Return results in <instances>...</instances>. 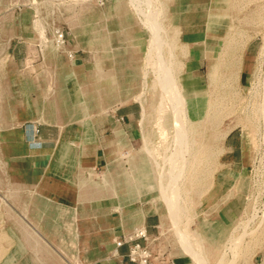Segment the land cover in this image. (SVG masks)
I'll list each match as a JSON object with an SVG mask.
<instances>
[{
  "label": "crops",
  "instance_id": "crops-1",
  "mask_svg": "<svg viewBox=\"0 0 264 264\" xmlns=\"http://www.w3.org/2000/svg\"><path fill=\"white\" fill-rule=\"evenodd\" d=\"M148 3L0 0V264H130L127 245L115 242L137 228L145 245L157 239L159 264H228L229 251H166L159 241L182 224L165 226L150 206L136 210L132 196L128 202L133 174L122 160L133 159L145 108L137 91L162 89L164 72L176 89H198V79L210 89L209 56L230 44L237 49L216 59L221 89L248 87L263 44L264 6ZM54 28L67 30L62 49L52 44ZM141 128L142 142L144 122ZM235 131L222 139L219 174L241 186L264 162V137ZM118 186L126 187L125 203ZM136 211L139 223L129 218Z\"/></svg>",
  "mask_w": 264,
  "mask_h": 264
},
{
  "label": "rangeland",
  "instance_id": "rangeland-1",
  "mask_svg": "<svg viewBox=\"0 0 264 264\" xmlns=\"http://www.w3.org/2000/svg\"><path fill=\"white\" fill-rule=\"evenodd\" d=\"M262 3L264 6V0H262ZM55 15L57 16L55 17V22H60L59 17L61 15ZM62 31L64 32L65 45L67 30L64 29ZM261 33L263 44L256 65L257 71L255 72V76L248 81V87L245 89H241L240 87L239 89H221L223 78L217 76L216 84L212 87L217 89H202L200 86L205 85V81L198 79V89L206 92L207 97L213 100V93L216 91L215 97L221 99L219 105L222 108V115L224 117L217 128H212L213 133L223 134L224 131L235 128V132L239 134L242 133L241 130H244L249 131V134L253 136L259 134L264 137V117L260 110L264 100V29ZM52 44L54 46L59 45ZM254 48L251 47L252 52H254ZM59 49H62V45H59ZM230 85L239 86V83L233 82ZM149 90L151 94L147 93ZM211 90L213 93L210 92ZM137 92L135 101L142 104V99H144L146 112H149L150 115V122L148 117L144 122L145 137L148 138L151 135V131H154L157 134L156 145L160 149H163L169 140L166 130L160 125L162 121L158 119V116L167 110V106L162 105L161 111L156 109L158 105L154 104L155 89L154 92L153 89H144ZM141 93H144V95ZM149 103L150 107L153 108L152 111L148 108ZM54 114L56 117V113ZM61 114L59 113V115ZM137 120L139 127L136 129L138 136L135 137L133 156L138 155L141 146V113H139ZM255 124L258 127H254ZM222 139L223 136L219 137L216 141L209 140V143L213 142L212 147L215 149V154L209 158L207 172L200 175L201 182L203 183L202 190L199 194L190 195L183 188L181 189L180 195L182 200L179 201V216L175 221L173 220L172 222L167 219L168 211L156 189H154L155 191H147L146 195H144L145 199L142 198L143 201L142 199L134 200L133 205L136 210L141 209L142 206H150L153 211H156L164 218L165 226L170 227L174 222L182 224V226H177L175 229L172 228V225L170 227L172 230L168 232V239L159 241L166 251H171V249L172 251H188L179 244L180 238L184 236L190 244L192 251H229L228 264H264V175L259 174L261 171H264V162L259 161V165L255 169L256 174L247 177L241 186L235 185L236 183L234 184L233 177L223 179L219 174L222 168V163L219 160ZM161 154L162 151H158V159L161 158ZM122 161L128 164L132 162V160ZM124 167H126L125 164ZM185 172H188V170L186 169ZM187 176L189 175H185L184 180L187 179ZM205 187L206 189H204ZM238 188L243 189L238 190ZM119 193L122 195L123 191ZM139 231L142 230L137 228L117 241H129ZM145 242L148 241L142 239L135 241V243H139L149 252L151 257L150 264L163 262L165 260L164 257H159V255L153 252L159 251L156 247H152L154 243H158L157 239L150 240L149 243L151 244L148 245L147 243L145 245ZM125 245H127L128 253L130 242ZM256 254L258 255L256 256L257 262L253 260Z\"/></svg>",
  "mask_w": 264,
  "mask_h": 264
},
{
  "label": "bare ground",
  "instance_id": "bare-ground-1",
  "mask_svg": "<svg viewBox=\"0 0 264 264\" xmlns=\"http://www.w3.org/2000/svg\"><path fill=\"white\" fill-rule=\"evenodd\" d=\"M156 33L155 31L154 38H156ZM152 46L156 54H158L159 46L156 39L152 41ZM235 49H237L236 46L226 44L223 47H219V52L209 56L207 80L210 89H217L212 88L216 84L219 71V62L216 59L221 57L222 54ZM164 74V81L160 84L162 89H155L154 104L158 105L156 109L160 111L162 110V105L167 106V110L159 115L158 119L162 121L160 125L166 130L169 142L166 143L163 149H160L156 145L157 134L154 131H151V135L148 138L146 137L142 140L138 155H134L132 162H129L134 180L133 187L131 189L128 188L127 197L128 202L131 196L133 201L145 199L144 195H146L147 191L156 189L168 211L167 219L175 221L179 216L178 204L182 200L181 189L183 188L190 195L199 194L202 190L203 183L200 175L207 172L209 158L215 154V149L212 147L213 142L209 143V140L216 141L219 137H224L229 130L224 131L223 134L212 132V128H217L224 117L222 108L219 105L221 99L215 97L216 91L214 93L212 90L210 91L214 94L212 100L207 97L206 92L202 89H176L175 80L167 76V73L164 72ZM148 108L150 111L153 109L151 107ZM55 109L57 111L58 108ZM260 110L264 117V100ZM57 114H59L58 111ZM147 117H150L149 112H146V108H143L141 124L146 121ZM170 143L172 144L171 146ZM160 150L162 154L161 158L158 159V151ZM186 169L188 172H185ZM106 175H110V167L106 168ZM185 175H189L186 180H184ZM118 192L122 193V195L118 194L121 196L122 202L125 203L126 195L124 196V194H126V187L118 186ZM125 215H127L126 212ZM129 218L135 223H139L141 221L140 211L129 215ZM179 244L186 250L192 251L186 237H181ZM113 254L115 255L116 252L114 251Z\"/></svg>",
  "mask_w": 264,
  "mask_h": 264
},
{
  "label": "built area",
  "instance_id": "built-area-1",
  "mask_svg": "<svg viewBox=\"0 0 264 264\" xmlns=\"http://www.w3.org/2000/svg\"><path fill=\"white\" fill-rule=\"evenodd\" d=\"M95 2L99 5L104 4V0H95ZM53 41L56 45L64 44V32L61 29H55L53 32ZM142 239L147 241V236L143 231H139L133 239L129 241H116L115 246L121 247L124 244L130 242L128 246V253L126 255L127 261L130 264H150V254L146 251L145 247H142L139 243H135L136 240ZM134 242V243H132Z\"/></svg>",
  "mask_w": 264,
  "mask_h": 264
}]
</instances>
